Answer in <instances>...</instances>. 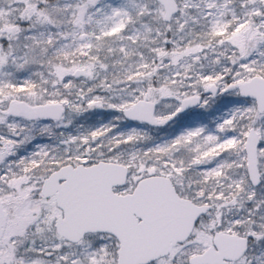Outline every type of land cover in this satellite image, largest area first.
<instances>
[{
  "label": "snow or ice",
  "instance_id": "6c2138e0",
  "mask_svg": "<svg viewBox=\"0 0 264 264\" xmlns=\"http://www.w3.org/2000/svg\"><path fill=\"white\" fill-rule=\"evenodd\" d=\"M0 264H264V0H0Z\"/></svg>",
  "mask_w": 264,
  "mask_h": 264
}]
</instances>
